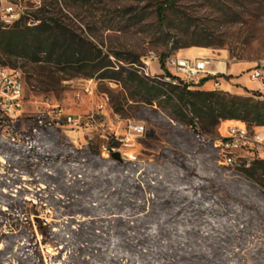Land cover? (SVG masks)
Instances as JSON below:
<instances>
[{
	"label": "trees",
	"instance_id": "obj_1",
	"mask_svg": "<svg viewBox=\"0 0 264 264\" xmlns=\"http://www.w3.org/2000/svg\"><path fill=\"white\" fill-rule=\"evenodd\" d=\"M173 9V0L157 6L163 28L168 26ZM37 12L34 19L24 14L12 26H0V55L25 56L34 63L47 62L68 72L91 68L86 76L121 84L128 93L126 99L136 105L164 108L163 103L168 104L172 118L191 126L193 134L202 140L203 152L199 155L209 154L210 164L219 157L214 145L217 135L213 134L223 121L264 127L261 91L247 89L249 95H238L201 90L197 87L211 77L190 85L169 70L168 58L186 47L181 42H174L159 57L165 76L152 78L139 69L112 62L102 49L65 30L44 6ZM167 37L174 39L170 34ZM194 44L206 43L202 40ZM0 66L13 67L2 65L1 59ZM231 78L220 75L216 81ZM28 138L29 142L19 146L0 137V154L8 163V171L0 174V205L6 207H0V229L8 223L18 228L32 193L25 187L30 180L24 174L37 167L46 181L42 186L37 180L40 189L32 194L50 206L52 220H37L41 242L30 226V217H39L34 211L25 215L28 222L21 223L24 231H1L0 255L5 254L6 260L46 264L40 246L51 240L59 246L50 255L49 264H206L217 260L220 245L212 240L227 237L224 227L230 220L217 193H206L207 169L200 162L194 163L190 153L179 148L165 150L163 157L168 163L163 166L151 161L104 158L98 144L77 148L63 140L60 132L39 140L30 134ZM235 170L264 194V160L256 159L250 166ZM12 172L18 174L10 176ZM217 189L215 186L213 190ZM189 236L195 241H188ZM102 255L106 258L97 263Z\"/></svg>",
	"mask_w": 264,
	"mask_h": 264
},
{
	"label": "rangeland",
	"instance_id": "obj_2",
	"mask_svg": "<svg viewBox=\"0 0 264 264\" xmlns=\"http://www.w3.org/2000/svg\"><path fill=\"white\" fill-rule=\"evenodd\" d=\"M162 1L165 0H0V3L17 4L18 10L24 9L27 19L37 17L39 7L44 6L65 30L102 49L112 62L128 69H139L143 75L152 78L165 76L159 57L179 41L186 46L184 49L194 48L210 58L213 70L218 62L226 63L227 69L218 72V77L208 75L194 85H199L207 77L216 81L220 75H229L233 66L235 73L254 82L257 90L264 93V0H173L174 9L169 11L166 28L160 25L157 13V6ZM1 25L6 26L8 22L0 16ZM167 34L174 39L168 38ZM202 40L205 45L194 44ZM0 56L2 65L20 67L24 72V106L18 113L13 128L15 133L22 134L37 127L34 139L39 140L60 132L63 140L70 141L77 148L95 143L102 152L103 145H113L117 141L112 136L101 138L104 129L95 124L77 131L59 128L54 109L61 106L68 112L85 115L103 102L104 95H107L105 129L108 132L113 133L116 129V115L146 124V133L137 139L135 151L138 160L166 166L168 162L163 157L164 151L179 148L190 153L194 163L200 162L207 169L209 181L205 184L206 193H217L220 204L227 209L230 222L224 227L227 237L212 240L220 245L217 260L212 259L206 264H264V194L235 170L239 166H228L218 156L210 164L209 154L199 155L203 152L202 140L193 134L191 126L172 118L168 104L163 103L164 108L136 105L126 99L128 93L121 84L86 76L91 68H84L81 73L76 70L68 72L47 62L34 63L25 56ZM255 70L262 72L261 79H252ZM172 73L177 76L175 70ZM166 81L172 79L166 78ZM244 95H249L247 90ZM116 108L121 112H117ZM222 123L213 136L226 134L227 125ZM257 130L264 131V128ZM0 137L12 143L10 138L2 134ZM75 139L76 144L73 142ZM7 166L6 159L0 154V174L8 171ZM17 174L9 173L10 176ZM24 177L30 180L25 187L32 193L40 189V184L45 186L46 179L39 167L28 170ZM37 180L42 183L38 184ZM215 186L217 190H213ZM32 193L28 195L29 202L22 220L19 225L16 224L18 228L14 223H8L0 232H11L15 228L24 231L22 225L28 222L25 215L34 211L39 217L31 216L30 226L41 242L43 237L38 231L37 220L49 223L52 216L50 206L40 202ZM0 207L6 208L3 205ZM189 238L188 241H195ZM58 246L53 240L48 244L41 243L46 264L50 263V255L56 252ZM5 256L0 255V264H19L18 261L6 260ZM98 258L100 261L97 263H101L106 256Z\"/></svg>",
	"mask_w": 264,
	"mask_h": 264
},
{
	"label": "built area",
	"instance_id": "obj_3",
	"mask_svg": "<svg viewBox=\"0 0 264 264\" xmlns=\"http://www.w3.org/2000/svg\"><path fill=\"white\" fill-rule=\"evenodd\" d=\"M1 18L15 16V23L25 14L24 9L18 10V5L10 2L0 3ZM8 23L6 26H12ZM213 61L208 57L185 58L176 54L171 55L167 60V67L172 72L175 70L183 82L194 85L200 78L212 75L216 76L220 70L211 69ZM223 62H218L217 67ZM222 73V72H221ZM253 80H259L262 72L253 71ZM90 90V88H88ZM25 85L24 72L20 67L0 66V131L6 137H17L20 142H29L28 134L33 138L38 133V128H31L22 134L15 133L13 128L16 125L18 113L24 106ZM104 101L98 104L91 112L80 115L68 112L61 106L54 109L57 125L61 129L81 130L95 124L104 129L101 138L108 139L112 136L117 141L116 146L103 145L102 155L110 157L113 152L119 151L124 159L138 161L135 148L137 139L143 136L147 127L146 124L132 119H123L116 115V129L113 133L106 128V105L109 97L104 95ZM259 127L249 128L245 123H237L227 127L226 134L222 137H215V148L218 149L219 158L222 163L236 166H250L252 157H259L264 160V131H258ZM264 128V127H263ZM75 144L77 140L73 141ZM237 161L241 163L238 164Z\"/></svg>",
	"mask_w": 264,
	"mask_h": 264
},
{
	"label": "crops",
	"instance_id": "obj_4",
	"mask_svg": "<svg viewBox=\"0 0 264 264\" xmlns=\"http://www.w3.org/2000/svg\"><path fill=\"white\" fill-rule=\"evenodd\" d=\"M176 55L180 57L192 58V59L207 57V56H203L202 53H200L198 50L194 48L181 49L179 52L176 53ZM224 64L226 65V63ZM234 68L235 67L231 66L230 69L231 73H229V75H231L232 78L229 81H223L221 79L218 82L215 80H209L203 86H199L197 88L206 91L226 90L228 92L238 95H244V92L247 89L257 90L258 87L254 82L249 81V79H246L245 76H240L239 74L235 73ZM237 123H241V122L236 120H227L224 121L222 125L226 124L228 127L230 125Z\"/></svg>",
	"mask_w": 264,
	"mask_h": 264
},
{
	"label": "bare ground",
	"instance_id": "obj_5",
	"mask_svg": "<svg viewBox=\"0 0 264 264\" xmlns=\"http://www.w3.org/2000/svg\"><path fill=\"white\" fill-rule=\"evenodd\" d=\"M2 20H5L7 22H15V16H8V18H2ZM214 70H220V72H225L226 65L225 64H222L221 66L217 67ZM0 134H2L3 136H5V134H3L1 131H0ZM8 138H10L11 142H13V143H18V144L25 143V142L18 141L17 137H8ZM214 145H215V141H214ZM256 159H259V157H252V161H254Z\"/></svg>",
	"mask_w": 264,
	"mask_h": 264
},
{
	"label": "water",
	"instance_id": "obj_6",
	"mask_svg": "<svg viewBox=\"0 0 264 264\" xmlns=\"http://www.w3.org/2000/svg\"><path fill=\"white\" fill-rule=\"evenodd\" d=\"M111 157H112L113 159H115V160H119V161H123V160H124L122 154H121L119 151L113 152V153L111 154Z\"/></svg>",
	"mask_w": 264,
	"mask_h": 264
}]
</instances>
